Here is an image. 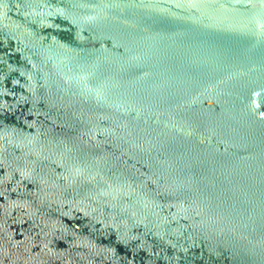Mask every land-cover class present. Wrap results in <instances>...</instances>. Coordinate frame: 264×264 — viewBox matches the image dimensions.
<instances>
[{
    "label": "water",
    "instance_id": "1",
    "mask_svg": "<svg viewBox=\"0 0 264 264\" xmlns=\"http://www.w3.org/2000/svg\"><path fill=\"white\" fill-rule=\"evenodd\" d=\"M0 264H264V0H0Z\"/></svg>",
    "mask_w": 264,
    "mask_h": 264
}]
</instances>
